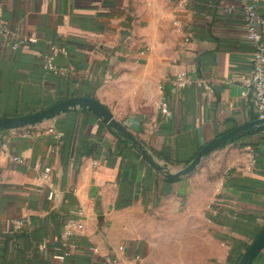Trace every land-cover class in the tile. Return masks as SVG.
I'll return each mask as SVG.
<instances>
[{
    "label": "crops",
    "instance_id": "obj_1",
    "mask_svg": "<svg viewBox=\"0 0 264 264\" xmlns=\"http://www.w3.org/2000/svg\"><path fill=\"white\" fill-rule=\"evenodd\" d=\"M238 1L187 0L179 9L175 0H0L13 33L36 38L13 48L14 36L0 34V116L93 97L165 171L89 110L0 128V264L238 263L264 225V127L214 148L188 174L166 175L257 118L242 94L254 44L240 6L223 11ZM254 2L264 12V0ZM50 44L67 50L60 73L42 65ZM180 70L195 82L172 93ZM78 208L77 245L59 260L55 238ZM251 264H264V248Z\"/></svg>",
    "mask_w": 264,
    "mask_h": 264
},
{
    "label": "built area",
    "instance_id": "obj_2",
    "mask_svg": "<svg viewBox=\"0 0 264 264\" xmlns=\"http://www.w3.org/2000/svg\"><path fill=\"white\" fill-rule=\"evenodd\" d=\"M187 0H175L176 7L183 9ZM243 13V21L246 38L254 44L253 55L251 56L252 68L247 75L243 77V91L242 94L249 96L253 103V109L257 118H264V12H258L254 0H239L238 4L228 3L224 4L223 11L225 13H232L237 7ZM1 10V7H0ZM177 23V21H175ZM0 34L4 36H14L12 47L16 48L24 42H35L36 38L28 35H15L4 20L0 19ZM67 50L63 46L50 44L47 51L41 55L42 65L44 69L53 71L55 73L62 72L57 64V58L60 54H66ZM195 78L190 76L186 70L178 71L169 81L170 90L176 93L193 84ZM204 88L210 89L208 83H203ZM161 114L164 117L171 115V106L169 100L161 97L158 101ZM0 142L2 146L7 145V137L0 132ZM43 181L49 180V169L41 174ZM216 203V198H212L206 204L207 210H212ZM83 211L81 208L72 209L66 215L62 230L55 238L59 240L60 244L55 247V258L64 260L75 249L76 243L74 236L79 232L82 225ZM15 227L21 225L20 220L13 221ZM47 243L43 242L41 248H45ZM116 261V259H114Z\"/></svg>",
    "mask_w": 264,
    "mask_h": 264
},
{
    "label": "water",
    "instance_id": "obj_3",
    "mask_svg": "<svg viewBox=\"0 0 264 264\" xmlns=\"http://www.w3.org/2000/svg\"><path fill=\"white\" fill-rule=\"evenodd\" d=\"M71 108H80L84 110H89L95 115L99 116L108 126L114 128L119 133H121L125 138L132 141L134 145L138 147L143 158L158 171L165 173L164 168L159 164L145 149L142 143L134 136V134L119 121L110 109L102 104L99 100L93 97L87 96H74L61 101H58L42 110L27 113L23 115L16 116H0V128H13L25 126L28 124H34L41 122L45 119L54 117L64 111ZM264 127V118H256L247 121L243 124L237 125L236 127L224 132L222 135L214 137L206 144H204L198 152L195 154L194 158L186 164L184 167L178 169L173 173H167L169 178L175 179L179 178L185 174L194 171L200 164L204 156L211 152L214 148L235 138L247 135L258 129ZM264 248V225L256 235L254 240L250 243L246 251L240 257L237 264H251L255 256Z\"/></svg>",
    "mask_w": 264,
    "mask_h": 264
},
{
    "label": "rangeland",
    "instance_id": "obj_4",
    "mask_svg": "<svg viewBox=\"0 0 264 264\" xmlns=\"http://www.w3.org/2000/svg\"><path fill=\"white\" fill-rule=\"evenodd\" d=\"M210 157V153L208 155L205 156V160H207Z\"/></svg>",
    "mask_w": 264,
    "mask_h": 264
},
{
    "label": "trees",
    "instance_id": "obj_5",
    "mask_svg": "<svg viewBox=\"0 0 264 264\" xmlns=\"http://www.w3.org/2000/svg\"><path fill=\"white\" fill-rule=\"evenodd\" d=\"M235 139H236V138H235ZM235 139H234V140H235ZM124 141H125V140H124ZM223 145H224V144H221V145H219L218 147H221V146H223Z\"/></svg>",
    "mask_w": 264,
    "mask_h": 264
}]
</instances>
